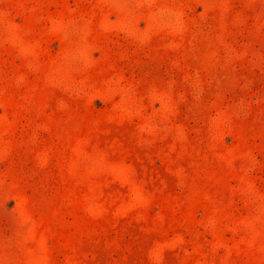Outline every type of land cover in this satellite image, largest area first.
I'll return each instance as SVG.
<instances>
[{
    "label": "rangeland",
    "instance_id": "1",
    "mask_svg": "<svg viewBox=\"0 0 264 264\" xmlns=\"http://www.w3.org/2000/svg\"><path fill=\"white\" fill-rule=\"evenodd\" d=\"M0 264H264V0H0Z\"/></svg>",
    "mask_w": 264,
    "mask_h": 264
}]
</instances>
